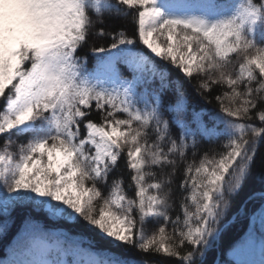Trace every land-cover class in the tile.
Returning <instances> with one entry per match:
<instances>
[{"label":"snow or ice","instance_id":"snow-or-ice-1","mask_svg":"<svg viewBox=\"0 0 264 264\" xmlns=\"http://www.w3.org/2000/svg\"><path fill=\"white\" fill-rule=\"evenodd\" d=\"M0 140V234L22 216L0 264H206L249 217L264 0H0ZM252 215L234 264H264ZM81 224L111 247L64 227Z\"/></svg>","mask_w":264,"mask_h":264},{"label":"trees","instance_id":"trees-1","mask_svg":"<svg viewBox=\"0 0 264 264\" xmlns=\"http://www.w3.org/2000/svg\"><path fill=\"white\" fill-rule=\"evenodd\" d=\"M129 19L126 20H120L115 22L116 24H119L120 26L126 28V30L131 34L133 31L134 26L129 22ZM108 43L109 41H99L97 40L96 43ZM209 108L216 107L215 102L213 104L207 105ZM23 140L24 138H19ZM0 143H2V140H0ZM209 147H213L218 149L219 145H210ZM167 171V170H166ZM180 171L182 173L183 171V164L180 165ZM118 172H122L125 180L127 182L128 173L124 170V164L123 161H121V168L118 170ZM262 177H264V145H261L257 156L256 161L253 165L251 174L249 178L247 179L243 189L241 190L239 196L237 197L234 209L236 207L243 206L247 209L249 213V217L246 219L243 215L238 214V217H233L232 222L228 225L226 230L223 232L221 238L216 243L212 251H210L207 254L206 257V264H221V262H225V264H234V261H231L228 259L225 255V251L233 243L239 242L245 234L246 231V224H249L251 221V216L253 212H258L261 203L264 201H261L259 199V193L264 190V182H262ZM179 179V177H177ZM175 187V185H173ZM176 197H174L175 199ZM16 216V222L15 224L11 225L3 234H0V260H8L12 258V250L15 246V240H16V234L18 229L21 227V219L22 216L13 214ZM231 215V214H230ZM5 220V217L3 215H0V224L3 223ZM65 228H73L74 231H83L87 236H93L97 241L100 242L101 246L103 247H111V244H109L107 241L100 240V237L96 235L94 230H91L88 225L81 224V225H65ZM152 229L150 226L146 227V232L151 233ZM77 239H81V237H76ZM113 251L117 252H123V249L120 248H113ZM126 255L129 257H140L144 256L146 260H148L151 264V261L158 260L161 262V264H178V261H176L174 258H165L163 256H150L145 255L143 253H136V252H126Z\"/></svg>","mask_w":264,"mask_h":264},{"label":"rangeland","instance_id":"rangeland-1","mask_svg":"<svg viewBox=\"0 0 264 264\" xmlns=\"http://www.w3.org/2000/svg\"><path fill=\"white\" fill-rule=\"evenodd\" d=\"M264 203V202H263ZM259 216L258 215H255V216H251V221L250 223L252 222V220H255V227H256V230H257V236H259V229H260V223H259ZM243 239V238H242ZM241 239V240H242ZM240 240V241H241ZM239 242H236V243H233L231 244L230 246H228V248L226 249L225 251V255L228 259H230L231 261H234L231 256H230V253H231V250L232 248H234ZM246 259H251V260H256V261H259L261 259V253H260V250H259V242L257 240V245L256 247L251 250L250 252L246 253L245 257Z\"/></svg>","mask_w":264,"mask_h":264}]
</instances>
